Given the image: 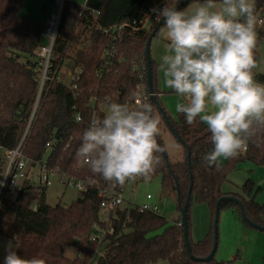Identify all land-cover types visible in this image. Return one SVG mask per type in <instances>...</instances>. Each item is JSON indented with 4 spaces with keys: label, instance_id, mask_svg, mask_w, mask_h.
I'll return each instance as SVG.
<instances>
[{
    "label": "trees",
    "instance_id": "16d2710c",
    "mask_svg": "<svg viewBox=\"0 0 264 264\" xmlns=\"http://www.w3.org/2000/svg\"><path fill=\"white\" fill-rule=\"evenodd\" d=\"M152 1L86 0V7L73 33L81 4L77 1L66 2L54 51L59 56L66 49L67 57L75 65L84 66L81 84L83 89L82 92H77L70 90L65 84L52 83L42 99L25 145V153L38 160L49 153L50 166L58 165L61 170H66L86 182L94 179L96 184L88 183L85 192L68 205L47 203V191L33 187L24 188L15 196L5 197L0 204V234H5L12 240L16 238L20 245L16 249L18 255L24 258H42L46 264H152L160 260L167 264H221L216 259V254L209 262H203L194 260L187 250L183 225L177 223L181 222V209L188 197L187 236L192 255L199 259L208 256L212 250L216 205L223 196L236 197L241 206L226 198L219 204L220 213L223 209H231L247 227L252 225L244 220L243 215L250 222L264 227V203L256 200L262 189L254 179L248 178L243 182L241 193L223 190V184L230 172L240 164L251 162L264 167V133L250 141L247 149L237 158L220 160L219 168L209 166L203 159L213 147L207 126L199 119L189 125L181 113H177L176 119L172 118L159 103L157 94L151 100L153 112L160 110L171 131L180 137L184 158L171 162L167 151L166 156L163 152L158 153L161 162L151 176L161 177L163 192L176 195L178 217L169 221L162 214L141 211L134 205H122L115 209L112 216L114 231L107 236L98 250L95 245H86L91 226L99 217V191L112 185L111 182L93 176L88 166L76 157L82 134L94 113L89 98L94 94L99 100L96 106L98 118L104 114L100 106H108L113 101L128 104L133 101L140 79L132 68V61H138L146 82L145 48L151 32L155 29L124 31L122 37L116 41L118 56L124 60L117 62L116 68L108 71L102 68L104 55L115 41L100 27L109 28L139 17L148 10ZM180 1L172 0L169 7ZM194 1L188 2L181 10ZM23 3L24 0H0V146L4 149L13 148L20 140L38 86L35 63L30 58L42 43L45 24L23 16ZM255 15L257 21L259 18L263 19L256 26L257 62L260 58L259 46L264 40V0H255ZM163 26L164 24L156 30L153 37ZM151 64L153 92L158 93L154 59ZM254 78L264 84L263 73H254ZM77 115H80L79 121L75 119ZM49 140H55V145L46 153V142ZM157 141L165 147L161 133ZM188 149L190 166L187 163ZM193 202L207 205L211 213V227L198 241L191 238ZM67 248H74L76 255L72 258L66 256ZM228 264H231L230 261Z\"/></svg>",
    "mask_w": 264,
    "mask_h": 264
},
{
    "label": "clouds",
    "instance_id": "9594fccd",
    "mask_svg": "<svg viewBox=\"0 0 264 264\" xmlns=\"http://www.w3.org/2000/svg\"><path fill=\"white\" fill-rule=\"evenodd\" d=\"M151 12L163 18L165 54L159 69L164 86L180 98L175 111L187 124L207 126L212 150L203 156L209 166L235 159L250 141L264 133V84L254 78L257 67L255 0H203L190 10L165 4ZM128 103L110 102L102 117L93 116L84 130L76 157L93 176L123 186L149 179L166 151L157 137L159 118L147 97ZM14 239H16L14 237ZM11 241L3 264H46L24 258Z\"/></svg>",
    "mask_w": 264,
    "mask_h": 264
},
{
    "label": "built area",
    "instance_id": "2783aa9c",
    "mask_svg": "<svg viewBox=\"0 0 264 264\" xmlns=\"http://www.w3.org/2000/svg\"><path fill=\"white\" fill-rule=\"evenodd\" d=\"M52 1V10L45 22L43 41L34 51V55L30 58V60L35 63L34 71L38 74V86L25 130L20 140L13 148L4 149L0 146V204L5 197L15 196L24 188L33 187L47 191L53 184L51 179L53 175L59 177V182L64 186V189L74 188L80 193V195L85 192L88 183L91 185L96 184L94 179H90L86 182L84 179L78 178L66 170H61L58 165L50 166L48 159L43 161L46 154L42 159L38 160L31 158L25 153V145L38 114L42 99L50 89L52 83L59 82L65 84L67 88L77 92H82L83 89L81 84H83L82 74L84 73V66L75 65L72 61V64L69 67L67 66V61L69 59L66 55V49H64L59 56H56L54 51L65 4L69 0ZM171 2L172 0H153L148 10L143 15L109 28L100 27L103 32L111 35L115 41L105 51V61L103 64L104 66L102 67L104 68L103 70L110 71L115 69L117 66L116 63L124 60L123 57L119 58L118 50L116 48V41L122 37L123 32L126 30L131 32L150 30L156 27L162 18L158 19L154 16L151 9L154 7H163L165 4L170 6ZM85 7L86 1L81 4L79 17L75 22L72 33L75 31L80 15ZM95 14H99V12L97 11ZM262 22L263 19L259 18L258 23L261 24ZM132 68L136 71L140 80L136 85V95L133 101L129 104L135 107L134 101L143 97H147V102L151 103L152 96L156 95V93L149 91L147 80L146 82L143 80L144 72L143 70H140L138 61H132ZM89 102L90 106L94 109L93 116L98 117L96 114V106L99 104L97 96L94 94L90 95ZM75 119L79 121L81 119L80 115H77ZM54 145L55 140L47 141L46 153L54 148ZM123 191L124 187H113L112 185L108 188L100 189L99 217L91 226L86 238V245H95L98 250L106 240L107 236L114 231L112 216L115 209L123 205ZM169 201L170 199L168 198V195L162 194L159 199H154V196L151 193H147L143 203L132 205L138 206L141 211L162 214L163 206L169 203ZM35 206L36 205H34V208ZM177 224L181 225L182 222ZM99 254L103 255V252H100ZM77 256L82 258L79 254Z\"/></svg>",
    "mask_w": 264,
    "mask_h": 264
},
{
    "label": "rangeland",
    "instance_id": "374dc122",
    "mask_svg": "<svg viewBox=\"0 0 264 264\" xmlns=\"http://www.w3.org/2000/svg\"><path fill=\"white\" fill-rule=\"evenodd\" d=\"M75 1L83 3L84 0ZM219 2L220 0L217 1L218 4ZM201 3L203 2H192L183 10H190L199 6ZM47 5L51 6L50 2H48ZM35 15L36 14H34L33 17H35ZM165 31L166 29L163 26L160 32L153 37L150 44V53L152 59L156 62L155 76L158 88V93H156V95L158 94V101L162 104L169 115L176 119L177 112L175 111V105L177 102H180V98L174 92H170L171 89L164 86L163 76L159 69V65L162 62L161 57L165 54L167 44L164 35ZM259 52L260 58L257 61V67L253 69V73L264 74V40L260 43ZM100 109L105 113L107 105L100 106ZM154 115L159 118L160 133L170 161L177 162L182 160L184 158L183 145L177 136L171 131L163 113L160 110H155ZM48 155L49 153H47L43 161L48 159ZM220 160L223 161L224 159L221 158ZM248 178L254 179L264 190V167L255 165L251 162H244L240 164L238 168L232 170L227 181L223 184V189H232L233 191L241 193V185ZM51 179L53 184L46 192L47 203L51 205H56L58 203L68 205L73 199L80 196V193L74 188L64 189V186L59 182L58 176L53 175ZM163 191L160 176L154 175L147 180L144 178H137L124 186V191L122 193L124 198L123 206L143 203L147 193H151L154 196V199H159L162 194H165L168 195L170 201L163 206L162 215H164L169 221H174L178 217L176 195L174 193H165ZM263 198L262 195L261 199ZM191 214V228L193 229V232L196 230L197 232L195 231V234L203 235L206 231L205 229L210 225V213L208 209L203 204L193 202L191 206ZM238 219L237 214L229 209H223L221 211L218 224L219 243L215 256L216 259L221 262V264H228L229 261L231 264H264V241L255 238L253 235H249L247 232L258 231L249 229V227H246ZM244 226L248 229H245ZM259 234H262L260 236H264V232H260ZM13 240L16 242L15 239ZM9 241L15 245V242L12 241L9 236L0 234V264H3V259L6 255V247ZM65 254L72 258L76 255V250L74 248H67ZM152 264H167V262L160 260Z\"/></svg>",
    "mask_w": 264,
    "mask_h": 264
},
{
    "label": "water",
    "instance_id": "95a60500",
    "mask_svg": "<svg viewBox=\"0 0 264 264\" xmlns=\"http://www.w3.org/2000/svg\"><path fill=\"white\" fill-rule=\"evenodd\" d=\"M192 0H181L178 4H175L174 6L172 7H175L177 8L178 10H180L183 6H185L188 2H190ZM203 1V0H202ZM218 1V0H217ZM164 24V21H163V18L159 21V23L157 24V26L155 27V29L151 32V35L149 37V39L147 40V43H146V48H145V57H146V69H147V85H148V88H149V91L150 92H153V70H152V64H151V61H152V58H151V53H150V44H151V39L152 37L155 35L156 33V30ZM155 99V95L152 96V100ZM177 138L179 140L180 137L178 135H176ZM163 155L166 156V153L165 151L163 152ZM187 163H188V166H190V150L188 149V153H187ZM192 177V176H191ZM191 187H192V183H191ZM230 199L234 202H236L237 204H239V206H241V203L240 201L234 197V196H223L221 197L218 202H217V205H216V214H215V218H214V242H213V247H212V250L211 252L209 253L208 256L204 257V258H197V257H194L191 253V247H190V243L188 241V236H187V233H188V223H187V211H188V206H189V199L190 197L187 198L184 206L182 207L181 209V222H182V225H183V228H184V234H183V237H184V240L186 242V246H187V250L188 252L190 253L191 257L194 259V260H202L203 262H209L216 254V251H217V247H218V241H219V230H218V224H219V214H220V207H219V204L222 200L224 199ZM243 218L245 221H247L248 223H250L254 228L258 229V230H262L264 231V227L257 224V223H253V222H250L249 219L243 215Z\"/></svg>",
    "mask_w": 264,
    "mask_h": 264
},
{
    "label": "crops",
    "instance_id": "0c3cea01",
    "mask_svg": "<svg viewBox=\"0 0 264 264\" xmlns=\"http://www.w3.org/2000/svg\"><path fill=\"white\" fill-rule=\"evenodd\" d=\"M69 1H75V0H69ZM86 0L83 1V3L85 2ZM50 2L51 6H48L47 3ZM196 2V0L194 1V3ZM83 3H80V4H83ZM39 4V0H24V3H23V6L21 8V14L31 20H36V21H39L43 24H45L46 22V19L48 18L51 10H52V6H53V1L52 0H40V4ZM191 4V3H190ZM188 6V5H187ZM182 9V8H181ZM180 9V10H181ZM35 15V17H33V15ZM42 41H43V37H42ZM69 60L67 61V66L70 67V65L72 64V59L71 58H68ZM74 63V61H73ZM161 91H164V90H161ZM160 93V92H159ZM262 189V187H261ZM224 190V189H223ZM225 192H235V193H240L238 191H233L232 189H228V190H224ZM264 190L262 189L261 190V194L257 196L256 200L259 202V203H264V198L261 199V196L263 195L264 197V194H263ZM204 206H206V208L208 209L209 213H210V210L208 208L207 205L203 204ZM230 211H232L233 213H236L234 210H231L229 209ZM237 214V213H236ZM192 215V214H191ZM238 217V215H237ZM239 220V219H238ZM246 226V225H245ZM244 226V227H245ZM192 227V226H191ZM211 227V213H210V225L205 229V233L200 234V235H197L195 234V231L193 232V229L191 228V238L193 239V241H198L200 239H202L206 233L209 231ZM247 227V226H246ZM245 229H248L246 228ZM249 229H254L255 231H258V232H247L249 233V235H253L255 236V238L257 239H260L261 241L263 240L264 241V236H260L262 234H259L260 232H264L262 230H258L256 228H254L253 226L252 227H249ZM199 231V230H198ZM246 231V230H245ZM250 231V230H249ZM197 232V231H196ZM253 233V234H251ZM263 238V239H262Z\"/></svg>",
    "mask_w": 264,
    "mask_h": 264
}]
</instances>
